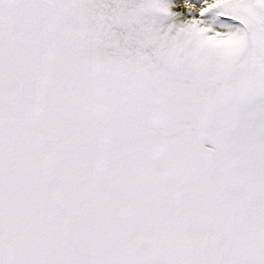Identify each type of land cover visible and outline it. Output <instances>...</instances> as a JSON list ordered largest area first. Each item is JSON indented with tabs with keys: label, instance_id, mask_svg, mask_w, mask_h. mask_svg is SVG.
<instances>
[{
	"label": "snow or ice",
	"instance_id": "1",
	"mask_svg": "<svg viewBox=\"0 0 264 264\" xmlns=\"http://www.w3.org/2000/svg\"><path fill=\"white\" fill-rule=\"evenodd\" d=\"M0 264H264V0H0Z\"/></svg>",
	"mask_w": 264,
	"mask_h": 264
}]
</instances>
